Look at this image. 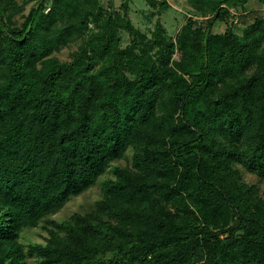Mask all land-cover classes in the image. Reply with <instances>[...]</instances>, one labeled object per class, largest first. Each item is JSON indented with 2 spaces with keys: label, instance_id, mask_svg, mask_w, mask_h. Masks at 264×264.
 <instances>
[{
  "label": "trees",
  "instance_id": "1",
  "mask_svg": "<svg viewBox=\"0 0 264 264\" xmlns=\"http://www.w3.org/2000/svg\"><path fill=\"white\" fill-rule=\"evenodd\" d=\"M250 1L188 0L173 37L129 0H0V264H264V194L241 171L264 179V16L215 30ZM107 171L91 211L49 218Z\"/></svg>",
  "mask_w": 264,
  "mask_h": 264
},
{
  "label": "rangeland",
  "instance_id": "2",
  "mask_svg": "<svg viewBox=\"0 0 264 264\" xmlns=\"http://www.w3.org/2000/svg\"><path fill=\"white\" fill-rule=\"evenodd\" d=\"M21 2V0H18ZM105 6H111L117 9H121L124 0H101ZM169 8L159 12L158 6L154 7L148 0H129L130 17L134 24L139 27L148 36L154 28L157 19H160L167 29L168 34L175 37L179 32V29L187 22L188 13L190 11V5L188 0H168ZM34 4V1L27 2L24 8V13H28L30 7ZM247 11L241 7H232V16L225 22L219 21L216 24V29L219 32H223L226 29L243 33L242 31L251 24L257 17L264 16V5H261L255 0H251L247 4ZM188 14V15H187ZM16 23L19 24L23 17L21 13H17L14 16ZM237 19V22L235 21ZM215 26V25H214ZM123 37V44H126L130 40V35L127 32H121ZM80 40L71 43L68 46H62L59 50L53 54L58 56L62 60L70 59V52L78 47ZM131 163V151L127 152V157H123L118 161H114L113 164L126 165ZM242 175L244 180L248 183L256 184L261 194H264V179L259 178L255 173L245 170L241 166ZM111 176L110 171L102 174L98 182L81 194L73 197L63 206L59 211L49 215V218L61 222L69 219L74 213H86L91 211L95 207V202L102 197V181ZM46 221H42L39 226L28 228L22 233L21 240L25 245L32 242H45L47 236V230L45 229ZM29 260H34L30 257Z\"/></svg>",
  "mask_w": 264,
  "mask_h": 264
},
{
  "label": "built area",
  "instance_id": "3",
  "mask_svg": "<svg viewBox=\"0 0 264 264\" xmlns=\"http://www.w3.org/2000/svg\"><path fill=\"white\" fill-rule=\"evenodd\" d=\"M195 18H197V17H195ZM199 19H200V20H202L203 18H202V17H200ZM235 21L237 22V19H235ZM90 26H92V25L90 24Z\"/></svg>",
  "mask_w": 264,
  "mask_h": 264
},
{
  "label": "crops",
  "instance_id": "4",
  "mask_svg": "<svg viewBox=\"0 0 264 264\" xmlns=\"http://www.w3.org/2000/svg\"><path fill=\"white\" fill-rule=\"evenodd\" d=\"M247 10H245L244 12H246Z\"/></svg>",
  "mask_w": 264,
  "mask_h": 264
}]
</instances>
